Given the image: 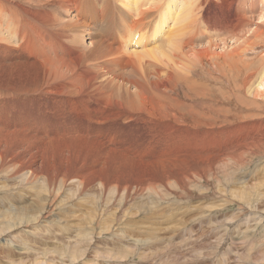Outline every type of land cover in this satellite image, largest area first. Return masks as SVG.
<instances>
[{"label": "bare ground", "instance_id": "bare-ground-1", "mask_svg": "<svg viewBox=\"0 0 264 264\" xmlns=\"http://www.w3.org/2000/svg\"><path fill=\"white\" fill-rule=\"evenodd\" d=\"M177 2L166 33L167 0H0L1 234L33 210L20 201L23 188L7 189L18 176L43 181L39 214L65 186L97 182L103 199L108 188L122 192L116 210L125 215L136 195L181 200L170 184L193 196L218 165L263 154L264 0ZM65 148L81 157L68 167L61 157L59 168H42L46 157L33 153Z\"/></svg>", "mask_w": 264, "mask_h": 264}, {"label": "rangeland", "instance_id": "rangeland-1", "mask_svg": "<svg viewBox=\"0 0 264 264\" xmlns=\"http://www.w3.org/2000/svg\"><path fill=\"white\" fill-rule=\"evenodd\" d=\"M134 1L137 0H132ZM167 1L172 10V18L169 17V23L165 26L168 29L177 21L176 10L179 8L177 2L179 0ZM175 3L178 5L175 6ZM121 23V21L115 22V27H121ZM167 29L164 30L166 33L170 28ZM152 45L154 43L149 42L145 46L144 43L136 44L135 47L141 50ZM31 106L27 107L32 108L33 112ZM262 110L264 107L261 109V115L264 117ZM52 151V157H49L47 152L38 150L33 152L39 162L41 155L46 157L40 162L42 168L50 160L54 168H59L61 157L68 167L73 158L79 157L69 148ZM263 156L264 152L262 155L246 156L248 160L245 166L241 165L242 167L233 163L218 165L219 171L216 169L215 172L218 174L221 171V175H218L219 180H216L217 174L208 178V183L199 180L195 185L197 189L192 186V191L196 193H192L193 196H189L190 198L187 197L188 193L185 195L179 193L182 189L174 183L169 185L170 191L174 190L183 196L181 200H169L170 196L163 194L157 196L149 192L136 195L135 199L127 200L124 207L127 213L125 215L121 213L117 215L119 211L116 210L121 206L122 192H116L115 195L114 190L109 192L110 188H108L103 199V190L97 182L81 192H78V187L74 185L65 186L59 194L60 197L55 200L54 206L47 204L46 210H48L39 214L43 206L46 207L45 202L40 198L43 192H39L41 194L39 197L36 194L43 181L30 185L18 176L17 179L8 182L7 189L18 190L20 186L24 189L21 192L23 193L21 203L26 206L33 203L34 206L33 210L30 208L26 212L25 220L22 224H18L20 226L16 225L14 229L0 233V264L13 262L33 264L37 259L43 261V264H264ZM85 157L84 165H88L85 172L93 174L95 168L91 166V155ZM120 165L118 166L122 170L126 168ZM219 183L222 185L219 186ZM201 189L206 191L203 193ZM201 191L202 198H198L199 195L196 196L197 198L194 197V194ZM243 191L246 194L242 193ZM108 195L112 198V202L118 197L117 201L114 204L111 200L108 202ZM160 197H164L165 200ZM20 201L18 205L21 204ZM3 208L0 206V211L5 210ZM1 221L2 217H0ZM97 225H100V229H96Z\"/></svg>", "mask_w": 264, "mask_h": 264}]
</instances>
